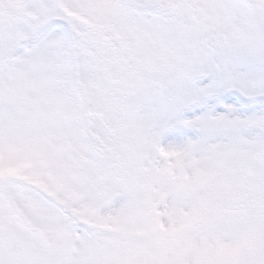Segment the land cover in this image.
I'll list each match as a JSON object with an SVG mask.
<instances>
[{
  "label": "snow or ice",
  "instance_id": "6c2138e0",
  "mask_svg": "<svg viewBox=\"0 0 264 264\" xmlns=\"http://www.w3.org/2000/svg\"><path fill=\"white\" fill-rule=\"evenodd\" d=\"M0 264H264V0H0Z\"/></svg>",
  "mask_w": 264,
  "mask_h": 264
}]
</instances>
